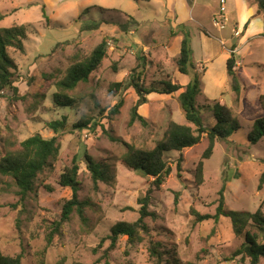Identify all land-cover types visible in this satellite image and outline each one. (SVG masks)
Instances as JSON below:
<instances>
[{
    "label": "rangeland",
    "instance_id": "374dc122",
    "mask_svg": "<svg viewBox=\"0 0 264 264\" xmlns=\"http://www.w3.org/2000/svg\"><path fill=\"white\" fill-rule=\"evenodd\" d=\"M243 1L241 11L234 10L233 19L229 18L219 33L214 25L219 16L214 14H223L221 0H200L192 9L190 0L175 1L176 7L163 6L159 0H0V29L24 25L29 36L24 54L10 50L18 65L16 86L21 99L8 94L0 99V154L4 141L19 144L37 134L46 139L57 136L60 145L57 162L39 177L36 192L24 203L13 180L0 175V248L6 256L23 254L22 264H35L37 253L46 246L39 226L52 225L61 212L58 201L72 196L70 188L57 184L58 177L77 156L79 198L93 204L85 210L88 225L75 213L48 249L47 263L152 264L147 243L130 245L126 237L109 252L107 260L104 258L110 246L104 238L117 222L138 219L139 199L155 180L129 169L122 161L125 147L111 141L108 134L137 148L153 149L171 122L187 124L179 102L182 89L172 95L147 96L148 103L138 111L147 125L139 121L131 125V110L140 97L127 86L135 76L146 88L160 89V82L168 79L185 87L193 74L179 73L176 60L169 61L158 49L164 50L166 44L175 43L176 37L188 31L201 76L202 93L197 102L205 127L211 129L216 124L211 107L219 102L233 111L242 128L228 141L215 144L212 157L205 162L202 186L195 182V167L208 147L207 134L197 146L169 153L172 172L162 189L153 187L151 195L149 209L157 219L146 222L153 238L163 242L169 254H177L178 264H249L241 255H234L244 240L235 236L229 219L195 223L190 213L194 207L201 214L214 215L221 190L226 210H264V184L259 189L264 176V139L256 145L248 141L253 124L264 115L259 105L264 94V11L260 10V0ZM230 2L235 8L237 1ZM190 11L196 20L191 19ZM238 30L239 36L235 33ZM206 31L205 37L202 32ZM241 38L245 43L239 41ZM104 39L108 57L87 83L78 86L76 107L69 111L55 105L53 80L68 69L74 55L87 57ZM139 41L143 47L135 44ZM233 47L239 95L232 89L227 61L223 60ZM212 55L218 59L204 62ZM114 84L122 86L115 88ZM120 102L118 113L110 114ZM63 117L68 118V124L55 134L48 125ZM82 117L91 119L90 129L73 128ZM87 154L106 166L115 180L95 185L86 167ZM180 154L183 163L178 171ZM36 233L38 237H33Z\"/></svg>",
    "mask_w": 264,
    "mask_h": 264
},
{
    "label": "trees",
    "instance_id": "16d2710c",
    "mask_svg": "<svg viewBox=\"0 0 264 264\" xmlns=\"http://www.w3.org/2000/svg\"><path fill=\"white\" fill-rule=\"evenodd\" d=\"M150 2V0H134ZM260 10L264 11V0H260ZM3 16H0L2 18ZM181 52L177 58V67L179 73L188 76L193 74L192 80L182 87L180 84L173 83L170 79L160 82V89L154 87L146 88L139 77H132L127 87L132 88L139 95V100L131 110L132 125L134 122L147 125L143 116L139 114V108L148 103L147 96L151 94L172 95L180 90L184 91L179 96L181 109L187 121L186 125L171 122L166 130L162 140L158 141L153 149L137 148L134 145L126 143L120 138L109 137L111 141L122 144L126 152L122 156L123 163L134 172L139 173L145 178H154L152 188H149L143 198L139 199L140 209L139 217L134 222L119 221L110 230V234L104 240L110 241L109 249L104 254L107 260L109 252L117 247V243L122 237H126L130 245L147 243V249L152 264H178L177 254H169L165 250L163 242L156 241L152 236V230L147 224L148 218L157 219L154 212H151L150 201L153 187L160 190L165 183L166 177L172 172L171 166L167 160L169 153H182L183 150L193 148L201 143L204 134L208 137V147L202 154L201 159L195 167V182L198 186L204 183V167L206 160H209L214 151L215 144L219 141H228L229 138L237 133L242 125L233 111L216 102L211 110L214 114L216 124L211 129H207L198 112L197 98L202 93L201 76L196 71V61L191 46V37L188 31L182 32ZM29 39L27 28L24 25H15L0 29V99L6 94L21 99L19 89L16 83L19 80L18 65L11 56L10 50L25 53L24 42ZM108 42L103 40L101 44L95 47L87 57H81L79 53L74 55L68 69L57 76L52 85L55 89L53 101L58 107L66 110H73L76 107L78 97L75 91L81 83H87L91 75L101 68L103 61L108 57ZM227 74L231 79L232 89L237 95L240 94V83L236 73V54L235 47L231 50V56L227 61ZM121 84H114L115 88H120ZM81 100V99H80ZM259 105L264 112V94L259 97ZM122 107V103L117 104L110 114H117ZM68 124V118L49 123V128L58 134L64 130ZM91 119L82 117L73 128L76 130L90 129ZM264 139V115L257 119L248 134V141L252 145L258 144ZM4 141L0 154V175L13 180L17 188V196L20 202L24 203L29 196L36 192L37 181L39 177L48 169H51L57 162L60 145L58 137L50 139L43 138L41 135H33L21 142ZM86 167L92 176L95 185L99 182L110 183L115 180V175L108 171L103 164L96 162L88 154L84 156ZM80 159L74 156L71 164L61 172L57 184L64 188H70L72 196L70 199L58 201L61 212L54 220L52 225L46 226L44 223L39 226V230L44 232L46 246L36 255L35 264H48L46 257L47 251L52 246L55 237L62 235L64 226L69 223L72 216L78 213L82 222L88 225L85 210L93 206L90 201H81L79 198L80 182ZM183 156L177 162L178 171H181ZM264 184V176L261 178L259 189ZM44 189L52 191L50 186ZM195 223L214 220L218 222L220 218H227L231 221L233 232L236 237L243 238L244 242L235 252V256H242V259L248 260L249 264H260L264 259V210L259 207L255 212H238L225 209L224 190L220 192L219 204L214 215L201 214L194 207L190 209ZM39 233L33 235L38 237ZM168 255V256H166ZM23 254L11 257L6 256L0 248V264H22ZM57 264H67L64 260ZM72 264H82L74 262ZM97 264V263H95ZM109 264V262H106Z\"/></svg>",
    "mask_w": 264,
    "mask_h": 264
},
{
    "label": "crops",
    "instance_id": "0c3cea01",
    "mask_svg": "<svg viewBox=\"0 0 264 264\" xmlns=\"http://www.w3.org/2000/svg\"><path fill=\"white\" fill-rule=\"evenodd\" d=\"M52 1V0H50ZM55 1V0H53ZM175 1H176V4H178V0H159V2L163 5V6H166V7H170V6H175ZM190 1H193V4L191 6V9L194 5H196L198 3V1L200 0H190ZM226 3H225V8H226V11L223 13V14H214L215 17L219 16V21L218 20H214L215 24L216 25V28L218 29L219 33L220 31L222 30V28L224 27V25L226 24L227 20L230 18V19H233V16L232 14L235 13V11L237 10H240L241 11V5L244 4V1L243 0H236L237 1V4L235 3V8L233 7V3L231 4V2L229 3V0H225ZM150 2H153V0H150ZM243 2V4H242ZM148 4V3H147ZM220 5H221V2H220ZM232 5V6H230ZM229 6V7H228ZM190 9V10H191ZM235 10V11H234ZM192 11V10H191ZM190 11L189 15L191 16V19L193 20H196L194 17H193V14L192 12ZM234 11V12H233ZM220 12H221V6H220ZM239 16V15H238ZM239 18V17H237ZM175 22H182L180 21L179 19H175ZM215 27V26H214ZM247 27V25H246ZM247 29V28H246ZM232 31V30H231ZM247 32H248V29H247ZM223 32H221L222 34ZM237 36L240 35V32L239 30L235 32ZM202 34L206 37L207 34H208V31L205 32H202ZM245 35H243L242 37L244 38ZM176 37V36H175ZM239 39V41L241 42V40L243 39ZM182 39L183 37H181V35H179V37H176V42L171 44L170 42L168 44H166L164 46V50L163 49H158L159 51H162V53L166 54V56L168 57V60L169 61H173V60H177V58L179 57L180 55V52H181V42H182ZM228 40H231V38H229ZM246 40H242L243 43H245ZM221 43H223L222 41H220ZM140 43V41H139ZM135 44L139 45L140 47H143L142 44H138V42H136ZM145 49L148 47H144ZM225 50V49H224ZM232 50V49H231ZM235 50H236V47H235ZM223 51V50H222ZM121 52V50H120ZM227 54L223 57V60L225 61H228V59L230 58L229 54L230 52L226 51ZM236 52V51H235ZM236 54V53H235ZM239 54V53H238ZM237 54V55H238ZM231 55V54H230ZM213 57H210L208 60L204 61V62H214V57H215V60L218 59V56L216 55H212ZM198 62V61H197ZM201 63V62H200Z\"/></svg>",
    "mask_w": 264,
    "mask_h": 264
},
{
    "label": "built area",
    "instance_id": "2783aa9c",
    "mask_svg": "<svg viewBox=\"0 0 264 264\" xmlns=\"http://www.w3.org/2000/svg\"><path fill=\"white\" fill-rule=\"evenodd\" d=\"M225 3H226L225 0H221V13H224L226 11Z\"/></svg>",
    "mask_w": 264,
    "mask_h": 264
}]
</instances>
